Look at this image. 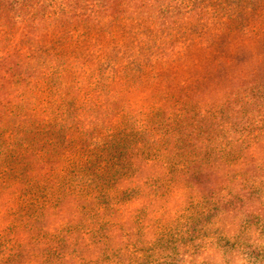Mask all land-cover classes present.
Returning a JSON list of instances; mask_svg holds the SVG:
<instances>
[{"label":"rangeland","instance_id":"obj_1","mask_svg":"<svg viewBox=\"0 0 264 264\" xmlns=\"http://www.w3.org/2000/svg\"><path fill=\"white\" fill-rule=\"evenodd\" d=\"M197 1L213 6L205 28L120 21L101 41L103 57L84 51L79 66L56 63L64 87L44 79L30 105L0 94V107L11 110L0 117V264L20 251L22 264H264V198L234 205L238 189L255 179V169L239 175L242 147L230 155L215 138L211 161L187 164L190 147L201 146L202 156V139L214 132L264 150V93L241 114H220L230 99L264 89V1L244 21L231 0ZM130 62L138 70L123 74ZM215 207L211 222L191 230ZM47 246L63 256L52 262Z\"/></svg>","mask_w":264,"mask_h":264},{"label":"trees","instance_id":"obj_2","mask_svg":"<svg viewBox=\"0 0 264 264\" xmlns=\"http://www.w3.org/2000/svg\"><path fill=\"white\" fill-rule=\"evenodd\" d=\"M262 1L264 0H231V2L237 3V6L241 7L235 12L236 18L244 21L246 19L245 15H249L248 10L251 9V6L256 9L259 7L258 2ZM156 2L158 3L156 4ZM187 4H190L187 5L189 9L181 3L173 5L171 0H155V2L152 0H0V94L5 97H15L20 101H28L30 105V95L39 93L36 89L39 85L42 86L43 81H45L44 79L55 81L53 84L64 87L67 83L64 79L66 72L65 70H61L58 67L59 64L56 65V63L65 61L66 63H70L72 67L79 66L78 60H81L84 51L88 55L91 52L94 58L98 56H100L99 58L103 57L101 52H104L106 49L105 45L101 44V41L113 36L112 25H119L120 21L137 19L138 21L141 20V23L145 24L147 20L151 24L154 19L159 23V30L162 31H175L177 27H182V24L188 25L192 31L199 29L194 24L203 25V28H205V24L202 22L211 13L209 10L213 7L211 1H209V4L204 5L197 0H188ZM180 18H185L186 21L180 20ZM188 19H190V22H187ZM165 25L168 27H164ZM78 30H82L81 35H76ZM155 30L157 28L154 25L153 30L150 29V31L153 32ZM88 38H91L92 42H90L88 47L84 48L88 42ZM78 39L86 42H79V44ZM167 45L173 46L168 42L165 46ZM91 48H93L92 51ZM45 62L51 63L54 68L50 73L40 66L41 63ZM148 63H150V59ZM130 64L131 67H128L127 70L122 69L123 74H127L129 71L136 72L140 66L135 65L134 62H130ZM87 66L95 70L93 65L87 64ZM227 67H229L228 64ZM221 70L225 71L224 69ZM92 74L95 78V72H92ZM225 82L224 80L223 83ZM232 84H235V82L232 81ZM70 85L72 86V84ZM254 88L256 91L254 92L253 89L250 94L245 95L244 100L230 99L227 101L226 106L221 109L220 114L225 115L228 113L226 109H230L231 113L235 111L234 113H237V115L241 114L244 108L243 105L248 103L250 105L264 93V89L261 86H255ZM5 97L3 99L0 98V104H3L4 100H6ZM62 106L59 104V109ZM2 109L0 107V117L4 116V119L10 118L11 110L7 109L4 111ZM67 126L69 125H60L58 127V141L66 138L63 133L67 129ZM202 128L206 129L207 127L203 126ZM195 133L191 131L190 134L185 135L191 136L193 134L194 136ZM185 135L179 140L185 139ZM203 138L202 142L206 143V152L200 156L201 152L198 151L200 149L198 147L201 146L195 145L190 147L187 164L197 163L198 165L200 159L206 155L211 161L214 153L213 149L207 144H211L215 138L221 139L218 148L228 146L230 155H234L236 150L242 147L243 153L240 156L242 167L239 175L248 168H251L252 170L255 169V173L252 175L255 179L248 181L246 185L238 189L239 191L235 199L239 201H236L234 205L241 202L242 204H239L236 208L244 206L246 209L248 202L252 200L262 202L264 198V186L262 185L264 183V158L261 157V161L257 162L256 160L254 163L253 156L256 153L260 154L264 150L260 148L249 150L248 147L244 146V139L238 134L235 136H223L219 132H214L204 135ZM17 139L25 140L23 139V135H19ZM188 140L189 142L196 141L194 139ZM21 145H23V142ZM10 146L11 143L7 145L8 148L6 149H10ZM12 147H14V144ZM4 153H9V151H5L4 149L3 155ZM115 154H120V152L115 151ZM257 163L262 164L257 167ZM177 164H171L170 166L173 169L177 167ZM214 167L215 165L213 166L212 164L211 168ZM251 172L250 174H252ZM215 208L217 209H209L210 211L208 210V213H203L202 217L199 218L198 216L195 218L191 230L196 232L200 226L211 222L220 212L219 207ZM12 249L15 250L17 247L13 246ZM42 249L46 251L47 255H53L51 257L52 262L55 261V257L63 256V254L54 256V254L59 252V249L53 248V246L43 247ZM23 254H25L24 251L18 252V260L16 258L11 262L7 260L6 264H22L20 258ZM257 254L258 251H255L254 255ZM45 264H49V261Z\"/></svg>","mask_w":264,"mask_h":264}]
</instances>
